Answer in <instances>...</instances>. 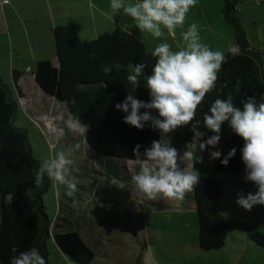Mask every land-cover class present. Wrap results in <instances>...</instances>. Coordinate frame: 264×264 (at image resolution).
<instances>
[{
  "label": "rangeland",
  "instance_id": "374dc122",
  "mask_svg": "<svg viewBox=\"0 0 264 264\" xmlns=\"http://www.w3.org/2000/svg\"><path fill=\"white\" fill-rule=\"evenodd\" d=\"M251 1V6L240 2L234 18L243 25L252 49L260 52L264 59V3ZM223 7L224 0H198L188 14L184 29H177L175 39H171L169 44L173 50L183 46L181 31L195 22L199 25L203 43L212 50L228 51L234 45L235 26L225 18ZM61 10L67 9L56 7L53 0H11L9 4L0 0V78L10 90L13 84L5 81L10 66L20 64L21 70L30 75L39 60L56 62L53 26L69 22L68 17L59 19ZM256 44H261L262 48L258 50ZM27 65L29 69H26ZM140 83L145 82L141 79ZM14 96L17 107L13 123L26 131L31 156L41 163L56 152L64 151L76 162L78 206L73 208L72 199L66 196L63 187L58 189L52 181L43 195V203L49 218L58 227L84 228L88 232V235L82 233L94 251V258L88 264H264V247L248 237L255 231L264 234V205H255L250 211L237 205L239 191L243 190L245 195L254 194L257 188L248 183L245 171L227 174L214 170L212 163L215 160L209 153L217 149L197 153L194 150L193 161L187 162L188 165L194 163L193 170L199 176L220 180L223 185L221 211L230 224L225 245L204 251L197 243V216L192 193H188L183 201L148 200L137 193L132 181L141 164L147 161L98 154L86 143L85 137L67 129L65 137L57 143L51 128L64 126L70 116L65 106L60 104L52 117H44L43 122V119H33L16 93ZM76 144L80 148L69 151ZM170 144L183 154L188 142ZM225 145L227 147L226 140L221 139L218 146L221 153ZM195 154L202 157V162L195 161ZM228 206L232 207V212L225 209ZM46 249L49 264H78L60 252L53 238L46 241Z\"/></svg>",
  "mask_w": 264,
  "mask_h": 264
},
{
  "label": "trees",
  "instance_id": "16d2710c",
  "mask_svg": "<svg viewBox=\"0 0 264 264\" xmlns=\"http://www.w3.org/2000/svg\"><path fill=\"white\" fill-rule=\"evenodd\" d=\"M236 0H224L223 14L235 27L234 42L238 47L235 55H228V62L219 73L214 91L209 93L197 112L204 139L212 133L203 127V115L208 112L217 98L224 99L232 94L234 102L240 106L241 98L255 97L257 103H264V72L256 61L260 53L250 49L245 32L234 18ZM55 53L58 65L48 59L39 60L33 72L35 83L40 89L66 105L70 115L78 114L81 122L88 125L86 143L98 154L123 160L146 161L145 148L153 140L180 143L191 141L189 127H182L167 136H161L159 130L145 127L138 130L123 122L126 115L115 108L129 93L137 99L148 101L149 91L133 86L127 81L128 68L103 70L93 54L79 38L74 24L53 26ZM145 63L146 75L151 74L155 59L145 46L138 47L133 56L134 65ZM15 77L13 80L16 82ZM240 81L237 92L235 85ZM90 97L93 98L90 100ZM75 100V104L72 101ZM17 101L12 90L0 78V264H10L13 256L31 247L39 250L47 264L46 241L53 238L62 254L78 264H88L94 258L81 230L60 228L49 218L43 203V195L48 190L50 180L45 177L41 186L34 183L36 170L40 163L31 156L26 131L13 123ZM145 111L141 109V112ZM152 115L158 113L153 110ZM227 143L221 158L215 160L213 169L227 174H240L245 171L241 157L244 141L225 123L222 138ZM141 145L140 153L135 154L136 145ZM236 154L224 166L221 160L231 148ZM13 193L11 204L4 197ZM223 185L208 176H200V183L192 192L197 216V243L204 251L222 248L228 234L227 218L218 210L223 195ZM248 237L258 246L264 247V234L250 232Z\"/></svg>",
  "mask_w": 264,
  "mask_h": 264
},
{
  "label": "clouds",
  "instance_id": "9594fccd",
  "mask_svg": "<svg viewBox=\"0 0 264 264\" xmlns=\"http://www.w3.org/2000/svg\"><path fill=\"white\" fill-rule=\"evenodd\" d=\"M3 2L9 4L11 0ZM197 3L198 0H138L134 3L128 0H110L112 15L103 13L112 19L114 14L122 10L124 15L135 21L141 33L150 34L162 41L151 52L155 59L151 74H145V63H138L127 76L133 91L143 79L150 99L143 101L129 93L121 103H117L115 108L126 114L123 122L138 130H144L146 126L159 130L161 136L189 126L192 133L191 141L183 154L163 139L153 140L151 146L143 152L147 163L141 164L132 181L137 193L150 201H183L200 183L198 172L193 170L194 163L188 165L187 162L193 161L194 150L197 153L209 148L217 149L210 151V158L220 159L222 153L218 146L222 138V127L227 123L232 132L244 141L241 157L245 165L246 180L257 188L254 194L249 192L245 195L243 190L237 193V205L250 211L255 205H264V103L258 104L255 97L248 96L241 98L238 106L232 94L224 99H215L208 112L203 115V127L212 133L204 139L206 134L201 130V122L196 119L197 112L205 97L215 90L219 73L228 62V55L221 50H212L203 43L199 25L195 22L181 31L183 46L178 50H173L172 45L167 42V37L175 39L177 29H184L189 12ZM95 7L96 5L89 4V8ZM228 52L235 55L237 48H230ZM240 86L238 79L235 85L237 92ZM72 103L75 104V100ZM141 109L145 111L141 112ZM153 110L158 113L157 116L152 115ZM66 129L86 137L88 125L81 122L78 114L70 115L63 127L51 128L57 143L65 137ZM141 147L136 145L134 153L139 154ZM79 148L80 145L76 144L69 151ZM236 151L235 147L231 148L221 164L227 166ZM195 161L202 162V157L195 154ZM77 170L76 162L64 151H59L40 163L34 183L39 187L47 177L58 189L63 187L66 196L72 199L73 208H76L79 204V181L74 173ZM57 194L59 195V191ZM4 199L11 204L14 194L9 192ZM10 264L47 262L37 248L31 247L13 256Z\"/></svg>",
  "mask_w": 264,
  "mask_h": 264
},
{
  "label": "crops",
  "instance_id": "0c3cea01",
  "mask_svg": "<svg viewBox=\"0 0 264 264\" xmlns=\"http://www.w3.org/2000/svg\"><path fill=\"white\" fill-rule=\"evenodd\" d=\"M44 1V0H43ZM56 7H61L67 9L66 11L61 10L59 12V19L63 17H68L69 22L67 24H74L79 38L83 41L86 47L93 54L97 60L99 66L105 70H114L119 68H128L130 73L133 72V56L135 50L140 46H145L147 50L151 51L154 47L162 42L153 38L150 34L141 33L136 27L135 21L131 17L123 14L122 10L113 15L112 19L106 17L103 13L108 12L112 15L110 10V0H53ZM239 4L240 2L247 3L251 6V2L247 0H236ZM130 3L138 2V0H128ZM96 5L95 8H89V4ZM260 3H264L261 0ZM57 12V13H58ZM241 12V18H244V14ZM241 19V20H242ZM63 23V22H61ZM65 24V23H64ZM242 25V24H241ZM243 26V25H242ZM180 30V29H179ZM245 31V30H244ZM246 35V34H245ZM259 39V35H257ZM247 38V36H246ZM172 37H167V42H171ZM248 40V39H247ZM249 42V41H248ZM260 42V40H259ZM178 47L177 45H175ZM250 49H252L249 43ZM238 47L235 42L231 48ZM258 50L262 48L261 44H256ZM254 51V50H253ZM258 52V51H257ZM260 53V52H259ZM256 61L258 62V67L264 72V59L261 55H257ZM53 65H58L56 59L51 61ZM30 66H26L29 69ZM9 73L5 76L7 80L12 83V96L15 98L14 94L20 99H26L25 104L22 101L23 106L27 109L26 112L33 117V119H42L43 117L50 118L54 109H57L62 102L58 101L51 95L44 93L40 87L35 83L33 78V73L28 75V73L21 70V65H12ZM28 71V70H27ZM30 71V70H29ZM13 77L17 78L16 82ZM145 82V81H144ZM8 85V84H7ZM140 85H145L141 84ZM9 87V85H8ZM10 88V87H9ZM53 106V108H51ZM65 110L67 112V107L65 104ZM63 110L62 108H59ZM69 113V111H68ZM70 115V113H69ZM54 119V118H52ZM226 149L223 147V149ZM224 149V150H225ZM223 150V151H224ZM218 160V159H215ZM220 181V180H219ZM221 182V181H220ZM249 184L252 182L248 181ZM247 187V186H246ZM223 197V196H222ZM220 199L218 203V210L221 211V205L223 204V199ZM232 207L228 206L225 209L232 212ZM221 213L227 218L225 213ZM229 223V222H228ZM230 227V224H229Z\"/></svg>",
  "mask_w": 264,
  "mask_h": 264
},
{
  "label": "built area",
  "instance_id": "2783aa9c",
  "mask_svg": "<svg viewBox=\"0 0 264 264\" xmlns=\"http://www.w3.org/2000/svg\"><path fill=\"white\" fill-rule=\"evenodd\" d=\"M256 2H261V0H255ZM239 3L236 1L235 2V6H234V9L236 8V6L238 5ZM18 100L22 103V101H23V98H18ZM43 119V122H44V117L42 118ZM48 124V123H47Z\"/></svg>",
  "mask_w": 264,
  "mask_h": 264
}]
</instances>
